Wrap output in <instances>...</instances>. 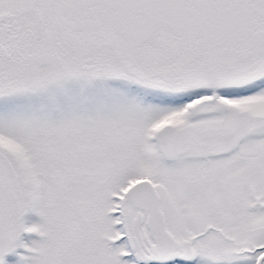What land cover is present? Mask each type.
<instances>
[{
    "label": "snow or ice",
    "instance_id": "snow-or-ice-1",
    "mask_svg": "<svg viewBox=\"0 0 264 264\" xmlns=\"http://www.w3.org/2000/svg\"><path fill=\"white\" fill-rule=\"evenodd\" d=\"M0 264H264V0H0Z\"/></svg>",
    "mask_w": 264,
    "mask_h": 264
}]
</instances>
